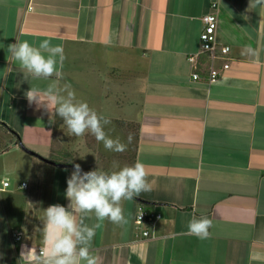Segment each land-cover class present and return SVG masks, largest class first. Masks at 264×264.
Wrapping results in <instances>:
<instances>
[{
  "label": "crops",
  "instance_id": "0c3cea01",
  "mask_svg": "<svg viewBox=\"0 0 264 264\" xmlns=\"http://www.w3.org/2000/svg\"><path fill=\"white\" fill-rule=\"evenodd\" d=\"M212 3L217 38L231 51L230 68L210 83L207 70L220 61L202 56L193 80L188 56L201 51ZM249 4L0 0V264H17L22 245L39 248L43 209L69 203L73 168L56 165L65 164L62 150L85 172L140 161L156 180L152 191L122 201L127 223L105 220L96 230L91 251L99 264H264V7ZM47 38L64 49L62 79L26 77L8 45L38 47ZM65 84L110 121L105 132L126 151H109L90 133L69 135L55 104L48 101V111L25 97L36 88L47 100L50 86ZM142 210L161 215L154 227H137ZM194 216L212 221L209 238L188 232ZM85 223L96 224L95 215Z\"/></svg>",
  "mask_w": 264,
  "mask_h": 264
},
{
  "label": "clouds",
  "instance_id": "9594fccd",
  "mask_svg": "<svg viewBox=\"0 0 264 264\" xmlns=\"http://www.w3.org/2000/svg\"><path fill=\"white\" fill-rule=\"evenodd\" d=\"M249 6L264 7V0H250ZM8 52L25 70L26 77L62 79L60 68L65 59L64 49L61 45H53L51 38L44 39L38 47L27 40H16L8 45ZM45 96L47 100L36 88L25 92L29 105L35 103L48 110V101L55 104L54 113L63 120L69 135L80 137L90 133L103 143L105 149L118 153L126 151L127 144L105 132L110 121L87 102L78 101L70 84H65L59 91L50 86ZM50 123H53L51 117ZM131 141L129 135L128 143ZM66 183L65 196L69 203L43 209L41 246L22 245L17 264H99V257L91 251L96 230L105 220L117 225L127 223L122 201L134 200L142 193L152 191L156 180H149L144 164L137 161L111 172L98 168L85 172L80 164H74ZM91 214L95 215L97 223L89 226L85 218ZM211 227L212 221L204 216H194L187 224L188 232L202 240L209 238Z\"/></svg>",
  "mask_w": 264,
  "mask_h": 264
},
{
  "label": "built area",
  "instance_id": "2783aa9c",
  "mask_svg": "<svg viewBox=\"0 0 264 264\" xmlns=\"http://www.w3.org/2000/svg\"><path fill=\"white\" fill-rule=\"evenodd\" d=\"M218 10V4L212 3L211 11L203 15V27L200 33L201 51L197 54H191L188 56V62L196 67V71L192 74L193 80H199L201 77L199 67L202 66L200 62L202 56L206 57L208 60L220 61L219 68L213 65L207 70V80L210 83L217 81L221 77V73L230 68L228 57L231 51V47L229 45L220 43L217 38V29L219 24ZM3 186H9V182H3ZM22 186L25 188L27 184L23 183ZM160 218L161 215L159 213L142 210L137 214L136 225L138 228H140L144 224H149L154 227L156 222ZM142 234L145 238H149L152 235V233L148 230L143 231ZM16 239L20 240L21 236L16 235Z\"/></svg>",
  "mask_w": 264,
  "mask_h": 264
},
{
  "label": "water",
  "instance_id": "95a60500",
  "mask_svg": "<svg viewBox=\"0 0 264 264\" xmlns=\"http://www.w3.org/2000/svg\"><path fill=\"white\" fill-rule=\"evenodd\" d=\"M21 148H23L24 151H25L26 153L30 154V155H34V156H36V157H38V158H40V159H42V160H45V161L50 162V163H52V164H56L55 162H51V161H48V160L42 158L39 154H37V153H35L34 151H32V150L26 148V147H25L24 145H22V144H21ZM56 165L61 166V167H71V168L74 167V164H56ZM83 171H84V170H83Z\"/></svg>",
  "mask_w": 264,
  "mask_h": 264
},
{
  "label": "trees",
  "instance_id": "16d2710c",
  "mask_svg": "<svg viewBox=\"0 0 264 264\" xmlns=\"http://www.w3.org/2000/svg\"><path fill=\"white\" fill-rule=\"evenodd\" d=\"M204 61H205V60H204ZM17 140H18V141H19V143H20V138H19V136H18V135H17ZM62 152H64L65 154H64V153L62 154ZM66 153H67V152H66V150H62V151L60 152V154L62 155L61 157H62V159H63V160H62V159H60V158H58V161H60V160H61V161H62V162H64L65 164H68V162H69V161H68V158H69V157H68V156H66Z\"/></svg>",
  "mask_w": 264,
  "mask_h": 264
}]
</instances>
